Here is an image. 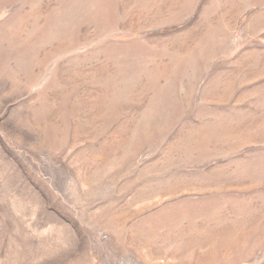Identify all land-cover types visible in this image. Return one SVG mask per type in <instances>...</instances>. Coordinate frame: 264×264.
<instances>
[{"label": "rangeland", "instance_id": "rangeland-1", "mask_svg": "<svg viewBox=\"0 0 264 264\" xmlns=\"http://www.w3.org/2000/svg\"><path fill=\"white\" fill-rule=\"evenodd\" d=\"M208 242L264 264V0H0V264Z\"/></svg>", "mask_w": 264, "mask_h": 264}, {"label": "bare ground", "instance_id": "bare-ground-1", "mask_svg": "<svg viewBox=\"0 0 264 264\" xmlns=\"http://www.w3.org/2000/svg\"><path fill=\"white\" fill-rule=\"evenodd\" d=\"M61 26H62V25H61ZM162 72H163V71H162ZM160 74H161V73H160ZM174 215H175V214H174ZM208 219H210V218H206V220H208ZM173 220H174V219H173ZM174 221H175V220H174ZM193 222H194V221H193ZM218 222H219V221H218ZM212 227H213V226H212ZM225 228H227V227H225ZM208 229H209V228H208ZM212 229H213V228H212ZM212 229L210 228V230H212ZM231 229H232V228H231ZM231 229L229 228L228 230L231 232V231H233V229H232V230H231ZM235 229H236V228H235ZM235 229H234V230H235ZM216 230H217V229H216ZM216 230H214L213 232H215ZM236 230H237V229H236ZM218 231L221 232V230H219V229H218ZM226 231H227V230H226ZM226 231H225V232H226ZM237 231H238V230H237ZM206 232H207V231H206ZM222 232H223V231H222ZM209 233H210V232H209ZM213 234H214V233H213ZM227 234H228V233H227ZM227 234H226V235H227ZM203 235H204V234H203ZM203 235H202V236H203ZM211 235H212V234H211ZM214 235H215V234H214ZM214 235H213V236H214ZM223 235H224V234L222 233V234H220L219 236L221 237V236H223ZM226 235H224V237H229V236H226ZM228 235H230V234H228ZM234 235H236V234H234ZM205 236H206V235H204V237H205ZM232 236H233V235H230L231 238H233ZM207 237H208V236H206V239H207ZM211 237H212V236H211ZM230 237H229V238H230ZM209 238H210V235H209ZM206 239L204 238V240H206ZM201 240H202V238H201ZM219 240H220V239H219ZM222 240H223V239H222ZM222 240H220V241L223 243ZM206 241H207V240H206ZM206 241H204V243H205ZM215 241H216V238H215ZM202 242H203V240H202ZM209 243L211 244V242H208V244H209ZM225 243H226V242H225ZM206 244H207V243H206ZM210 244H209V246L212 245V244H211V245H210ZM213 244H214V245H213L214 247L211 246V247H213V249L210 251V254H209V256H208L209 263H210V261H211L210 264H216V262H218V261H216V260L218 259L219 255H220V254H219V253H220V249H219L220 244H218V246H217V244L215 245V243H213ZM227 246H228V245H227ZM224 247H226V244H225ZM224 247H223V248H224ZM230 247H231V245H230ZM227 248L229 249V247H227ZM227 248H225V251H226ZM230 249H231V248H230ZM202 258H203V259H204V258H207V256H206V257H202ZM199 259H200V258H199ZM203 259H202V260H203ZM208 259H207V260H208ZM215 261H216V262H215ZM199 262H200V261H199ZM220 262H221V261H219V263H220ZM222 263H223V262H222ZM225 263H227V262H224L223 264H225ZM203 264H204V263H203ZM205 264H206V263H205ZM220 264H221V263H220ZM227 264H228V263H227Z\"/></svg>", "mask_w": 264, "mask_h": 264}]
</instances>
